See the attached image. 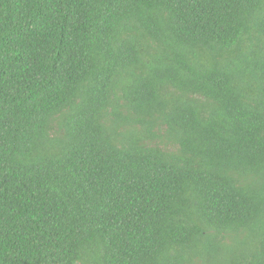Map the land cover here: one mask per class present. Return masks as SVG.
Segmentation results:
<instances>
[{"label": "trees", "instance_id": "trees-1", "mask_svg": "<svg viewBox=\"0 0 264 264\" xmlns=\"http://www.w3.org/2000/svg\"><path fill=\"white\" fill-rule=\"evenodd\" d=\"M0 264H264V0H0Z\"/></svg>", "mask_w": 264, "mask_h": 264}, {"label": "rangeland", "instance_id": "rangeland-1", "mask_svg": "<svg viewBox=\"0 0 264 264\" xmlns=\"http://www.w3.org/2000/svg\"><path fill=\"white\" fill-rule=\"evenodd\" d=\"M162 146H164V145H162Z\"/></svg>", "mask_w": 264, "mask_h": 264}]
</instances>
